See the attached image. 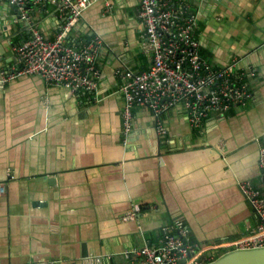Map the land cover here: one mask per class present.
<instances>
[{
	"label": "crops",
	"instance_id": "1",
	"mask_svg": "<svg viewBox=\"0 0 264 264\" xmlns=\"http://www.w3.org/2000/svg\"><path fill=\"white\" fill-rule=\"evenodd\" d=\"M56 1L30 12L47 38L62 20ZM138 1L95 0L67 37L102 39L94 93L36 74L0 87V264H122L124 250L157 244L175 219L188 226L195 254L210 260L254 225L238 183L262 184L264 0L192 1L202 56L254 71L246 77L250 98L199 126L184 107L170 108L160 115L163 134L151 111L135 106L125 140L116 71L150 64ZM17 13L0 0V72L14 65L13 45L29 35L30 21ZM133 203L146 207L130 219Z\"/></svg>",
	"mask_w": 264,
	"mask_h": 264
},
{
	"label": "built area",
	"instance_id": "2",
	"mask_svg": "<svg viewBox=\"0 0 264 264\" xmlns=\"http://www.w3.org/2000/svg\"><path fill=\"white\" fill-rule=\"evenodd\" d=\"M17 8V16L28 19L29 35L13 45L14 65L0 72V87L9 80L39 75L45 82L70 91L94 93L100 69L97 58L102 39L96 34L75 44L67 37L85 8L95 0H57L62 20L52 38L43 35L37 21L30 17L33 9L46 0H8ZM193 0H139V17L143 25L150 64L146 69L122 67L116 73L122 95L121 126L125 140L132 132L133 108H148L155 116L156 130L166 132L161 121L165 111L184 107L192 126H199L213 113H223L230 106L244 104L251 90L247 76L254 71L237 70L235 61L212 65L200 52L197 34L198 15ZM108 8V6H107ZM258 165L262 184L248 180L238 183L250 203L255 223L247 235L232 243L229 249L264 247V143L259 146ZM4 185L0 182V194ZM146 204L133 203L125 213L137 216ZM163 236L154 245L143 244L123 251L122 264H204L208 260L195 254L196 246L187 239L189 228L180 219L162 227ZM53 260H31L19 264H53Z\"/></svg>",
	"mask_w": 264,
	"mask_h": 264
},
{
	"label": "water",
	"instance_id": "3",
	"mask_svg": "<svg viewBox=\"0 0 264 264\" xmlns=\"http://www.w3.org/2000/svg\"><path fill=\"white\" fill-rule=\"evenodd\" d=\"M204 264H264V247L231 249Z\"/></svg>",
	"mask_w": 264,
	"mask_h": 264
},
{
	"label": "trees",
	"instance_id": "4",
	"mask_svg": "<svg viewBox=\"0 0 264 264\" xmlns=\"http://www.w3.org/2000/svg\"><path fill=\"white\" fill-rule=\"evenodd\" d=\"M192 8H193V10H194V6L192 5ZM163 236V231H162V235H161V237ZM144 244H147V243H144Z\"/></svg>",
	"mask_w": 264,
	"mask_h": 264
},
{
	"label": "clouds",
	"instance_id": "5",
	"mask_svg": "<svg viewBox=\"0 0 264 264\" xmlns=\"http://www.w3.org/2000/svg\"><path fill=\"white\" fill-rule=\"evenodd\" d=\"M209 261V260H208Z\"/></svg>",
	"mask_w": 264,
	"mask_h": 264
},
{
	"label": "rangeland",
	"instance_id": "6",
	"mask_svg": "<svg viewBox=\"0 0 264 264\" xmlns=\"http://www.w3.org/2000/svg\"><path fill=\"white\" fill-rule=\"evenodd\" d=\"M232 247V246H231Z\"/></svg>",
	"mask_w": 264,
	"mask_h": 264
}]
</instances>
